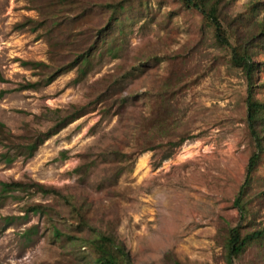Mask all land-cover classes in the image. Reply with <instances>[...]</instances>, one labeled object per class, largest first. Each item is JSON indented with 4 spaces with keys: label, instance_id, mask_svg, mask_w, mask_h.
<instances>
[{
    "label": "rangeland",
    "instance_id": "374dc122",
    "mask_svg": "<svg viewBox=\"0 0 264 264\" xmlns=\"http://www.w3.org/2000/svg\"><path fill=\"white\" fill-rule=\"evenodd\" d=\"M102 1L0 0L2 129L28 142L32 129L48 125L47 106L89 105L31 156L1 159L0 180L54 186L74 197L91 224L80 225L56 194L32 186L7 191L0 195V264H99L88 240L102 232L135 264H228V228L264 224V35L255 46L253 87L263 103V151L243 185L255 150L245 76L230 61V47L217 43L201 13L181 0H127L84 75L74 66L47 84L18 87L49 69L24 61L57 66L97 37L109 13ZM221 6L241 17L234 27L243 34L264 21V0ZM5 148L0 143V152ZM241 187L243 216L235 204ZM31 203L43 209L27 210ZM52 224L75 237H52ZM234 262L264 264V244H251Z\"/></svg>",
    "mask_w": 264,
    "mask_h": 264
},
{
    "label": "trees",
    "instance_id": "16d2710c",
    "mask_svg": "<svg viewBox=\"0 0 264 264\" xmlns=\"http://www.w3.org/2000/svg\"><path fill=\"white\" fill-rule=\"evenodd\" d=\"M59 2H68V0H59ZM126 2L127 0H104L102 2H98V5L101 8L106 9V11L108 10L109 13L103 25L96 29L97 37L92 42L85 45H79L74 50H71L73 53L71 60L61 63L57 66L47 64L40 60L24 61L25 64H29L33 67H44L49 69L46 72L41 73V78L39 77L34 81H26L19 84L18 87L36 88L40 84H47L52 81L56 75L74 66L77 68L79 77L84 75L92 65V52L98 46L99 42L104 43L107 40V36L111 33L113 26L119 23L124 17L125 11L128 9V4H126ZM181 2L187 8H195L201 13L206 23L212 27L213 36L216 42L230 47V61L233 65L240 67L245 76L247 84V93L245 98L246 122L249 132L255 142V150L250 155L246 168V175L243 182V185H245L249 181L251 173L259 160L261 152L263 151V136L259 132L258 128L259 121L262 118L263 103L254 97L253 87L254 74L258 67V61H256L254 58L256 51L255 46L258 44V39L264 35V21H255L254 24L256 25V28L252 30V27V31L250 30V32L243 34L241 30H237L234 27V22L241 17H229L226 13H223L221 0H181ZM85 10L86 8L83 9V11ZM77 14L80 15L81 13L78 12ZM57 15V13L53 12L51 16L54 17L52 18V23L58 25L59 21L57 22ZM227 19L228 22H226ZM233 27L238 32L235 31ZM232 37L233 39H231ZM88 106L89 105L87 104L75 102L68 103L65 106H47L45 112L42 115H47V119L49 121L48 125L45 129H32L29 134L31 140L28 142L12 140L11 137L13 134L10 132H5L2 129L3 124L0 123V143L6 147L5 150L0 152V160L2 159L6 162H9L18 156H22L23 158L31 156L37 146L47 137L60 130L75 118L86 113L89 108ZM169 143L174 144L175 142ZM29 186H32L34 191L53 193L62 197L63 200L66 201L70 207L76 211L79 224L91 227V224L86 219L84 212L79 210L81 206L79 208L75 205V202L73 201L74 197H68L67 195L62 194L54 186L45 185L37 181L27 183L19 179H13L9 181L0 180V195L5 196L7 191L14 189H26ZM242 187L235 198V204L238 207L240 214L243 216L245 214L246 207L241 200ZM42 209L43 205L40 203H31L27 205V210L34 212ZM62 235L70 239L75 237L73 235H68L56 224H52L51 236L58 238ZM254 243H259L260 245L264 244V224L259 228L244 232L241 231L240 225L230 226L227 231L225 242V256L227 263L236 264L234 259ZM88 244L94 248V261L99 264H135L130 260L129 255L125 251L123 245L119 242H116L114 236L110 235L109 233L102 232L100 234H96L88 240ZM174 264L181 263L176 261Z\"/></svg>",
    "mask_w": 264,
    "mask_h": 264
}]
</instances>
